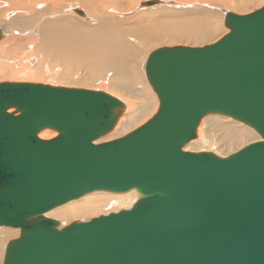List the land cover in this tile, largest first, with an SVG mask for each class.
<instances>
[{"label":"water","instance_id":"obj_1","mask_svg":"<svg viewBox=\"0 0 264 264\" xmlns=\"http://www.w3.org/2000/svg\"><path fill=\"white\" fill-rule=\"evenodd\" d=\"M224 25L211 43L152 51L156 111L98 143L124 111L116 95L0 81V225L20 229L2 264H264V5L227 11ZM211 113L261 139L224 156L183 149ZM44 128L58 133L42 138ZM131 189L128 208L61 228L45 215L92 191Z\"/></svg>","mask_w":264,"mask_h":264},{"label":"bare ground","instance_id":"obj_2","mask_svg":"<svg viewBox=\"0 0 264 264\" xmlns=\"http://www.w3.org/2000/svg\"><path fill=\"white\" fill-rule=\"evenodd\" d=\"M136 1L0 0V25L2 26L0 29V77L7 78L0 81H48L66 86H71V83L81 85L96 84L101 81L108 85L109 93L113 95L116 91H124L128 99L121 100L124 103V111L115 127L94 142L112 139L134 129L140 117L146 114L152 115L157 109L158 96L148 81L145 71V62L155 49L148 51V54L146 51L150 47L151 40L158 37L157 34H170L173 37L190 34V37L191 35L195 37L205 25L204 17L200 14L209 15L205 13L224 7L222 5L234 7V9L240 5L244 7L243 11L251 2L257 1L260 6L264 5V0H154L151 4H144V1L149 0H140L138 4ZM77 6H83L85 11ZM108 8L111 10L110 15L104 12V9L108 11ZM132 8H135V11L146 8L153 10L148 13H138L135 19L124 17L125 15L118 18L124 11H130ZM160 8H165L161 10L165 11L166 18L173 17L176 11L183 12L177 17V21L182 23L178 25L170 23L162 25L160 22L144 24L145 20L156 17L155 13L157 10L160 11ZM71 9L73 12L76 9L82 10V14L78 13L82 16H76ZM72 17L77 19V23L70 22ZM89 23L91 25H85ZM228 30L226 27L223 34ZM127 34L136 35L138 41H129ZM34 55L38 61L32 65L31 57L34 58ZM145 56L143 72L146 79L139 70L140 60ZM83 72L86 74L81 75ZM91 89L94 88L91 87ZM7 111L14 112L15 108L9 107ZM229 117L219 113L202 117L197 129V138L187 142L183 149L208 150L205 146L211 139L205 138L202 132V125H205L206 121L209 127L204 126V131L209 130L213 136L218 134L217 136L225 145L230 146L246 138L261 139L260 135L254 133L256 131L254 128L255 131L242 121L233 117H230L232 118L230 120ZM224 119H228V122ZM57 133L56 129L44 128L38 132V135L42 138H52ZM213 151L219 153L215 148ZM137 197L138 193L134 189L125 192L92 191L54 207L45 215L50 213L54 218L59 219L57 227L61 228L60 221L61 224H67L77 218L87 220L101 213L128 208ZM0 229V246L6 235L20 233V229L19 233L14 230L6 232Z\"/></svg>","mask_w":264,"mask_h":264},{"label":"rangeland","instance_id":"obj_3","mask_svg":"<svg viewBox=\"0 0 264 264\" xmlns=\"http://www.w3.org/2000/svg\"><path fill=\"white\" fill-rule=\"evenodd\" d=\"M140 0H137L136 1V4H138V2H139ZM185 1H192V0H185ZM255 4V5H254ZM257 4V5H256ZM259 3L256 1V3L254 2H251L250 4H248V6L247 7H245V11H243L244 9V7L243 6H241L240 7V5L237 7V8H235L234 9V7H229V6H227V5H222V6H224V7H220V8H217L216 10H211L210 12H208V13H205V14H209V15H203V14H200L202 17H204L203 18V22H204V26H203V28L201 29V32L199 33V34H197L195 37L194 36H192L191 35V37H190V34H187V35H183V34H180L179 36H177V35H175L174 37L172 36V35H170V34H157L158 35V37H156L154 40H151V42L149 43V46L150 47H148L149 49H147V51H146V53L148 54V51H152V50H154V49H156V48H159V47H162V46H172V45H188V46H200V45H204V44H207V43H211V42H213V41H215L216 39H218L222 34H223V32H224V30H225V28H226V26L224 25V21H223V19H224V12L226 11V10H228V11H231V12H237V13H247L248 11L250 12V11H252V10H254V9H256V8H258V7H260V4L258 5ZM254 5V6H253ZM136 7L138 6V5H135ZM74 7H76V6H74ZM249 7V8H248ZM73 8V7H72ZM77 8H80V9H82V10H84L85 11V8H83V6H77ZM242 8V9H241ZM247 8V9H246ZM134 9V10H133ZM155 9V8H154ZM161 9H165V8H160V11L159 10H157V13H155L157 16L156 17H154V18H151V19H149V20H145L144 22V24H152V23H158V22H160V24H165V23H170V24H174V25H178V24H180V23H182V21H177L178 19H177V17L180 15V14H182V13H180V11L179 12H175L173 15V17L172 16H168V18H166V17H164V15H166V13H165V11H163V10H161ZM106 9H104V12L106 13V14H111V10L108 8L107 10L108 11H105ZM151 10H153V9H142V10H137V11H135V8H132V10H130V11H124V13H123V15H121V17L120 16H118V18H122V16H124V17H126V16H128L129 17V19H135V15H137L138 13H140V12H142V13H148V12H150ZM247 11V12H246ZM71 12L73 13V14H75L76 16H78V17H80V16H82V15H80V14H78V13H76L75 11L73 12L72 11V9H71ZM213 12V13H212ZM126 13V14H125ZM112 14H113V11H112ZM211 14V15H210ZM114 15H116V13H114ZM200 15H198V16H200ZM160 16V17H159ZM194 16V15H193ZM76 18H73L72 17V19L70 18V20H72V21H70V22H72V23H77V19L75 20ZM174 19V20H173ZM159 20V21H158ZM170 20V21H169ZM157 21V22H156ZM83 24V23H82ZM85 25H91V23H89V24H85ZM207 27V28H206ZM225 27V28H224ZM0 29H2V26L0 25ZM203 33V34H202ZM209 33V34H208ZM206 34V35H205ZM220 34V35H219ZM127 35H129V41H138V38L136 37V35H130V34H127ZM200 35V36H199ZM185 36H186V38H185ZM188 36H189V39H188ZM171 37V39H169ZM184 38V39H183ZM190 38H192V39H190ZM198 38V39H197ZM192 40V41H191ZM168 41V42H167ZM177 41V42H176ZM149 52V53H150ZM144 58V59H143ZM141 60H140V64H139V70H140V74H142L143 76H144V78L146 77L145 76V74H144V72H143V63H144V61H145V58H146V56L145 57H143ZM38 58L36 57V55H34V58L33 57H31V64L32 65H34V64H36V62L38 61L37 60ZM74 71L75 70H77V69H73ZM78 71V70H77ZM84 74H86V72H83L81 75H84ZM141 75V76H142ZM143 76H142V78H143ZM3 79H7V78H1L0 77V80H3ZM146 79V78H145ZM43 82V81H42ZM48 82V81H47ZM50 83V82H49ZM56 84H59V83H56ZM91 84H94V83H91ZM91 84H76V83H71L70 85L71 86H78V87H86V88H94V89H99V90H105V91H108V92H110L109 90H108V85L107 84H105L104 82H101V81H99V82H97L96 84H94V85H91ZM91 86V87H90ZM100 88H99V87ZM112 94V93H111ZM114 95H117V97L119 96V99L120 100H122L123 99V101H124V99L126 100V99H128V96L127 95H125L124 94V91H121V90H119V91H116V93H114ZM157 104H158V102H157ZM156 110V109H155ZM151 114H146V115H143L142 117H140L139 118V121H137L138 123H136L135 124V126L137 127V125L139 126V124H142L143 122H145L148 118H149V116H150ZM141 119V120H140ZM228 119H230V117L228 118ZM228 119H224V121L225 122H228ZM230 120H232V118L230 119ZM140 122V123H139ZM208 121H206L205 122V125H202V132H204V137L205 138H207V139H211L210 141H208V143L209 142H211L210 144H206V146H205V148H207L208 150H214V148H215V150H217L219 153L218 154H228V153H231V152H234L235 150H237L238 148H240L241 146H243V145H245L246 143H248V142H250V140L251 141H253V139H254V134L252 135V137L253 138H251V139H245V140H241V141H239V142H237V143H234L233 145H225V144H223V142L221 141V138L219 137V136H217L218 134H215L214 136L212 135V132H210L209 130H207L206 132L204 131V126L205 127H209L208 126V123H207ZM241 122V121H240ZM242 124V123H241ZM243 124H245V123H243ZM245 125H247V124H245ZM248 126V125H247ZM248 127H250V126H248ZM250 128H252V127H250ZM253 129V128H252ZM254 130V129H253ZM255 131V130H254ZM253 131V132H254ZM255 134H258L256 131L254 132ZM259 135V134H258ZM197 138V137H196ZM196 138H194V139H196ZM216 138H218V139H216ZM193 139V140H194ZM212 139H214V140H212ZM220 141V142H219ZM219 146V147H218ZM221 150V151H220ZM216 154H217V152L216 151H214ZM105 211H107V210H105ZM48 215H46V216H48V217H52V218H54L53 217V215H51L50 213H47ZM101 214H105V213H101ZM54 219H56V220H58L59 221V219H57V218H54ZM77 219H79V218H77ZM81 220V219H80ZM63 224H65L66 225V223H63ZM63 224H61V221H60V227H61V225H62V227L64 226ZM4 227V228H3ZM0 228H2V229H4L6 232H11V231H13L14 230V232H18L19 233V229H15V228H13V227H8V226H0ZM1 230V229H0ZM7 237H5V238H3L2 239V244H1V246H0V264L2 263V259H3V254H4V247H5V245H6V243L9 241V240H11V239H13V238H16L17 236H18V234H9V236L8 235H6ZM8 240V241H7ZM4 245V246H3Z\"/></svg>","mask_w":264,"mask_h":264}]
</instances>
